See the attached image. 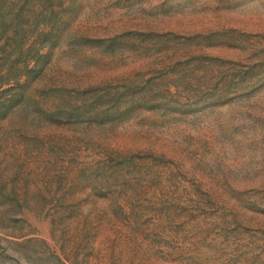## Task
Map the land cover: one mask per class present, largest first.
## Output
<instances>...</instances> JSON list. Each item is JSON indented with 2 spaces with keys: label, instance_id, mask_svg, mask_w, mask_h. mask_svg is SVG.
<instances>
[{
  "label": "rangeland",
  "instance_id": "obj_1",
  "mask_svg": "<svg viewBox=\"0 0 264 264\" xmlns=\"http://www.w3.org/2000/svg\"><path fill=\"white\" fill-rule=\"evenodd\" d=\"M0 264H264V0H0Z\"/></svg>",
  "mask_w": 264,
  "mask_h": 264
}]
</instances>
